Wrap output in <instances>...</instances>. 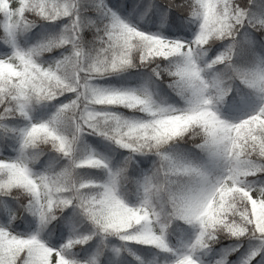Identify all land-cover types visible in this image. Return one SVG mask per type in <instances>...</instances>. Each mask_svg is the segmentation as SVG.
<instances>
[{"label":"snow or ice","instance_id":"snow-or-ice-1","mask_svg":"<svg viewBox=\"0 0 264 264\" xmlns=\"http://www.w3.org/2000/svg\"><path fill=\"white\" fill-rule=\"evenodd\" d=\"M0 264H264V0H0Z\"/></svg>","mask_w":264,"mask_h":264}]
</instances>
